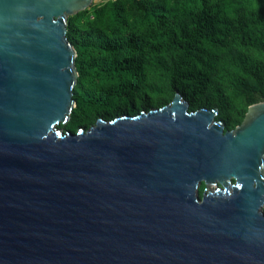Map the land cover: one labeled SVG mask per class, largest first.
Returning <instances> with one entry per match:
<instances>
[{"label":"water","instance_id":"1","mask_svg":"<svg viewBox=\"0 0 264 264\" xmlns=\"http://www.w3.org/2000/svg\"><path fill=\"white\" fill-rule=\"evenodd\" d=\"M94 1L0 0V264H264V101L61 127Z\"/></svg>","mask_w":264,"mask_h":264},{"label":"trees","instance_id":"2","mask_svg":"<svg viewBox=\"0 0 264 264\" xmlns=\"http://www.w3.org/2000/svg\"><path fill=\"white\" fill-rule=\"evenodd\" d=\"M68 19L79 76L65 130L181 93L227 131L264 101V0H101Z\"/></svg>","mask_w":264,"mask_h":264},{"label":"rangeland","instance_id":"3","mask_svg":"<svg viewBox=\"0 0 264 264\" xmlns=\"http://www.w3.org/2000/svg\"><path fill=\"white\" fill-rule=\"evenodd\" d=\"M99 1H100V0H95L94 2H99ZM68 20H69V19H68ZM67 25H68V23H67ZM67 29H68V27H67ZM173 100H174V99H173ZM170 103H171V102H170ZM170 103H169V104H170ZM140 108H141V107H140ZM158 108H159V107H152L150 110L158 109ZM160 108H161V107H160ZM143 111H149V110H146L145 108H143V109L140 110V112H143ZM125 114H127V113H125ZM125 114H122V115H125ZM122 115H120V116H122ZM128 115H129V114H128ZM218 116H219V114H218ZM218 116H217V117H218ZM118 117H119V116H118ZM98 120H99V119H98ZM98 120L96 119V121H95L92 125H90L89 127L94 126V125L98 122ZM107 121H108V120H107ZM67 123H68V122H67ZM240 123H241V122H240ZM240 123H239V124H240ZM237 126H239V125H237ZM237 126H236V127H237ZM89 127H88V128H89ZM236 127H235V128H236ZM81 128H82V127H81ZM83 128H84V129H88V128H85V127H83ZM63 129H64V128H63ZM64 130H65V129H64ZM232 130H233V129H232ZM76 132H77V131H76ZM76 132H75V133H76ZM202 187L205 188V187H206V184L204 183V186H203V184H202V186H201V188H200V194H201V195L203 194V191H204V189H203ZM263 210H264V207H263Z\"/></svg>","mask_w":264,"mask_h":264}]
</instances>
